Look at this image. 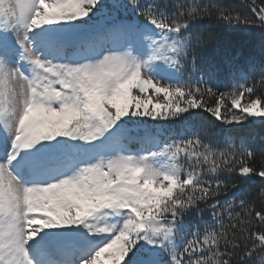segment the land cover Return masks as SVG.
Masks as SVG:
<instances>
[{
    "label": "snow or ice",
    "instance_id": "snow-or-ice-1",
    "mask_svg": "<svg viewBox=\"0 0 264 264\" xmlns=\"http://www.w3.org/2000/svg\"><path fill=\"white\" fill-rule=\"evenodd\" d=\"M252 28L264 0H0V264H264V207L226 197L264 195L232 135L264 62L214 55Z\"/></svg>",
    "mask_w": 264,
    "mask_h": 264
},
{
    "label": "trees",
    "instance_id": "trees-1",
    "mask_svg": "<svg viewBox=\"0 0 264 264\" xmlns=\"http://www.w3.org/2000/svg\"><path fill=\"white\" fill-rule=\"evenodd\" d=\"M200 2L214 3L217 2V0H200ZM227 2H238V0H227ZM215 35L217 37L216 43L219 45V53H215L214 55H217L218 57H239L241 63L249 57H255L258 62L256 65V71L250 74L248 80L249 84L255 83L258 80L260 68L259 62H264V43H262L261 38L258 35V29L252 28L247 31L239 32H230L224 29H219ZM257 89L259 92L264 93V85H257ZM220 90H224L222 86ZM209 103H212V101H209ZM201 115L206 119V113H201ZM195 123L199 125L201 123L200 119H197ZM175 131L179 132V128ZM225 134L226 133L223 129H216L214 133V142L222 147ZM232 135L236 137L243 136L247 139L249 146L256 152L257 164H259L261 159H264V125L255 124L250 127L233 129ZM230 180L232 183L236 184V187L231 188L226 194L228 199H232L234 196L244 195L254 203L257 210L264 207V195L260 194L261 185L259 178H254L253 182L252 180H244L238 175L233 174L230 177ZM223 199L224 197L219 198L221 202H223ZM201 207L204 206L202 205ZM235 210L241 211L239 208H236ZM204 217L205 219H210L209 210L207 208L204 210ZM187 220L190 224L199 223V218L195 215L189 216Z\"/></svg>",
    "mask_w": 264,
    "mask_h": 264
},
{
    "label": "rangeland",
    "instance_id": "rangeland-1",
    "mask_svg": "<svg viewBox=\"0 0 264 264\" xmlns=\"http://www.w3.org/2000/svg\"><path fill=\"white\" fill-rule=\"evenodd\" d=\"M130 147H131L133 150H136V149L139 147V145L133 143L132 145H130Z\"/></svg>",
    "mask_w": 264,
    "mask_h": 264
}]
</instances>
